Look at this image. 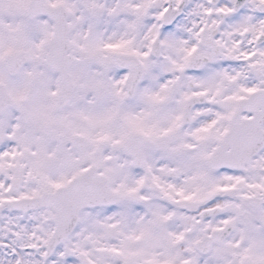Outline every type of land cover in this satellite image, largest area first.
<instances>
[{"label": "snow or ice", "instance_id": "obj_1", "mask_svg": "<svg viewBox=\"0 0 264 264\" xmlns=\"http://www.w3.org/2000/svg\"><path fill=\"white\" fill-rule=\"evenodd\" d=\"M0 264H264V0H0Z\"/></svg>", "mask_w": 264, "mask_h": 264}]
</instances>
